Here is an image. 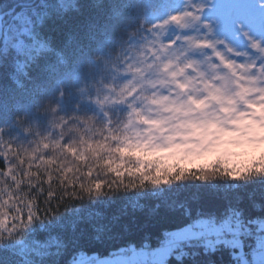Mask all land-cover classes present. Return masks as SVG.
<instances>
[{
  "label": "clouds",
  "instance_id": "1",
  "mask_svg": "<svg viewBox=\"0 0 264 264\" xmlns=\"http://www.w3.org/2000/svg\"><path fill=\"white\" fill-rule=\"evenodd\" d=\"M138 2L126 0L133 8L97 43L78 81L56 83L46 95L35 96L30 108L13 107L0 115V246L97 198L168 184L175 169L139 178L129 172L140 171L134 162L120 164L113 151L133 133L149 129L145 119H163L174 127L175 114L165 107L192 110L190 99L207 101L203 112L195 111L199 119L222 116V98L239 100L245 88L256 90L252 99L264 96V38H246L240 46L219 35V21L205 16L215 0H183L179 8L163 12L158 8L164 0H149L150 12L135 10ZM257 3L264 6V0ZM186 11L200 19L185 17ZM109 158L128 174L113 171L116 164L106 167ZM192 169L200 172L199 164L182 166L180 176ZM153 176L159 181L148 183ZM201 176L208 182L264 180V160L243 176L209 165L187 179ZM96 181L102 182L99 189Z\"/></svg>",
  "mask_w": 264,
  "mask_h": 264
},
{
  "label": "trees",
  "instance_id": "2",
  "mask_svg": "<svg viewBox=\"0 0 264 264\" xmlns=\"http://www.w3.org/2000/svg\"><path fill=\"white\" fill-rule=\"evenodd\" d=\"M180 3L181 0H164L158 11L175 10ZM131 8L133 4L126 0H0V15H3L0 25H8L4 43L0 37V115H7L13 107L30 108L35 96L46 95L54 90L56 83L68 85L78 81L81 66L91 51L115 30ZM135 10L150 12L149 0H139ZM20 11L31 21L27 25L28 34L19 32L22 25L13 17ZM13 32H18L24 41L21 48L15 45ZM21 64L27 76L19 71ZM60 104L64 105L63 99ZM96 147L104 150V146ZM122 147L123 144L113 150L119 153L120 164L135 163L131 154L120 152ZM90 150L95 156L92 146ZM104 163L106 167L116 164L113 171L122 176L128 174L111 158ZM207 166H199L200 172ZM181 167L172 168L175 171L168 176V184H158L140 193L103 196L58 218L38 223L14 242L15 250L24 252L19 254L17 264H66L65 257L73 250L106 256L129 246H154L161 240L163 231L181 229L199 217L222 219L232 213L238 214L243 222L264 221V180L208 182L201 176V180L190 182L187 177L194 179L200 172L192 169L180 176ZM211 167L237 175L217 164ZM129 172L143 178L156 171L150 165ZM159 179L153 176L148 183ZM101 184L96 181L98 189ZM184 250L180 258L170 255L167 264H231L233 260L232 253L222 247L206 250L200 245L187 244ZM13 257L11 251L0 249V264H12Z\"/></svg>",
  "mask_w": 264,
  "mask_h": 264
},
{
  "label": "rangeland",
  "instance_id": "3",
  "mask_svg": "<svg viewBox=\"0 0 264 264\" xmlns=\"http://www.w3.org/2000/svg\"><path fill=\"white\" fill-rule=\"evenodd\" d=\"M225 5H248L255 13L252 18L234 15L225 23L221 15ZM205 16L215 17L219 21L217 33L240 46H243L246 38H264V9L258 6L257 0H215V7ZM13 17L22 25L19 32L28 27V15L20 11ZM0 20L3 22L1 16ZM237 22L243 26L241 29L237 28ZM13 35L16 37L15 45L21 48L18 32H13ZM254 91L251 88L243 89L239 100L223 97L222 109L227 111L223 110L222 116L203 115L199 119L194 118L197 109L204 111L207 101L199 108L191 103L196 106L192 110H186L183 105H169L164 110L175 114L174 127H169L168 121L163 119L151 120L156 123L143 121L150 128L133 133L123 143V147H127V153L136 161L135 168L140 170L151 165L156 172H161L162 169H172L177 165L198 163L199 166L217 164L230 173L244 175L264 160V96L250 98ZM210 124L215 126L211 127ZM229 218L231 232L224 230L217 235L211 221L219 226ZM198 220L209 223L189 229V225ZM195 221L173 232L163 231L161 240L154 246H129L106 256H89L96 258L94 264H167L170 255L180 258L185 254L184 246L193 244L206 250L217 247L228 249L233 258L231 264H264L263 220L243 222L238 214L229 213L222 219L199 217ZM16 248L14 242L0 246L1 250H9L14 254L12 264H17L19 254H24L22 249Z\"/></svg>",
  "mask_w": 264,
  "mask_h": 264
},
{
  "label": "snow or ice",
  "instance_id": "4",
  "mask_svg": "<svg viewBox=\"0 0 264 264\" xmlns=\"http://www.w3.org/2000/svg\"><path fill=\"white\" fill-rule=\"evenodd\" d=\"M262 9H264V6H261ZM254 14V10L251 6L248 5H225L222 8V18L224 20L225 23L229 22L232 17L235 16H243V17H248V18H252ZM185 17H189L192 20H199L200 17L198 15L195 14L194 11H186L184 13ZM173 20H179L181 19L180 17L177 16H173L172 17ZM28 23L31 24V21L28 20ZM22 32L24 34H28L29 33V29L28 28H24L22 30ZM21 44L24 43L23 40L20 41ZM63 63V61H61ZM19 71H21L23 73V75L27 76L28 73L26 71H24V65L21 64ZM17 84H20V81H17ZM22 86V85H21ZM181 87H183L181 85ZM243 97H241L242 99ZM232 101L230 100L229 103H231ZM190 103L195 104L197 106V108L201 107L203 105V101L201 100H195V99H190ZM224 111H227V109H223ZM141 119H144L143 117H141ZM145 123H156V121H147L144 120ZM211 127H214V124H210ZM120 152L122 154L127 153L128 149L127 147H122L119 149ZM209 223V221L206 220H198L195 221L193 223V225H189V229L192 228H200L202 225ZM216 234L220 235L224 230H228L229 232H231V219H227L225 220L221 225L216 226L214 221H211ZM196 235H199V233H195ZM66 247V246H65ZM59 254V253H58ZM95 257H90L87 253H85L84 251H76L73 250L71 253H68L67 256L65 257L66 260V264H94L95 261ZM126 264V262H125Z\"/></svg>",
  "mask_w": 264,
  "mask_h": 264
}]
</instances>
